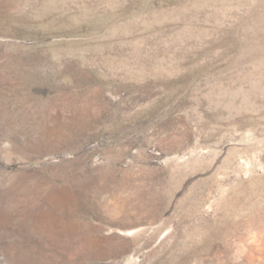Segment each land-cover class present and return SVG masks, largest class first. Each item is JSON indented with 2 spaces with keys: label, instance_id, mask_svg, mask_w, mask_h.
<instances>
[{
  "label": "rangeland",
  "instance_id": "rangeland-1",
  "mask_svg": "<svg viewBox=\"0 0 264 264\" xmlns=\"http://www.w3.org/2000/svg\"><path fill=\"white\" fill-rule=\"evenodd\" d=\"M0 264H264V0H0Z\"/></svg>",
  "mask_w": 264,
  "mask_h": 264
}]
</instances>
